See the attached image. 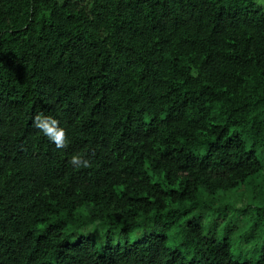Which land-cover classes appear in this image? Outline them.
Masks as SVG:
<instances>
[{
	"label": "trees",
	"instance_id": "trees-1",
	"mask_svg": "<svg viewBox=\"0 0 264 264\" xmlns=\"http://www.w3.org/2000/svg\"><path fill=\"white\" fill-rule=\"evenodd\" d=\"M0 264H264V5L0 0Z\"/></svg>",
	"mask_w": 264,
	"mask_h": 264
},
{
	"label": "rangeland",
	"instance_id": "rangeland-1",
	"mask_svg": "<svg viewBox=\"0 0 264 264\" xmlns=\"http://www.w3.org/2000/svg\"><path fill=\"white\" fill-rule=\"evenodd\" d=\"M257 3L263 4L264 5V0H256ZM238 195H232V193H229L230 197L228 198L230 202L233 203L231 207H241L246 205L245 202L247 200L246 195L240 190L237 191ZM239 194L241 195V197L239 196ZM219 196H221V194H216L215 195V199L218 201ZM228 196V195H226ZM222 198V197H221ZM224 199V197L222 198V200ZM229 204V203H228ZM191 217L194 216L195 218H201L202 220V225L204 228H206L205 230L208 231L210 228H212L210 225H212L214 222H216V226L213 227V231L217 233V237L221 238L223 236L222 232L223 229L225 228V225L227 224V222H229V220L227 219V216H222L219 218V215H217V213L215 212H211V209H203V208H198L195 209V211H193L190 215ZM230 219V218H229ZM231 221H235L233 219H230ZM230 226L232 225V222H229ZM210 226V227H209ZM119 241V243H122V239L121 240H117V242ZM230 242H231V249H232V254L234 257H236L238 254L242 253L244 255H246L248 258L253 259V253L250 252V249L253 246V242H249L246 243L244 241H242L241 238H238V232H235L232 236H230ZM262 243V240L259 241L258 246Z\"/></svg>",
	"mask_w": 264,
	"mask_h": 264
},
{
	"label": "clouds",
	"instance_id": "clouds-1",
	"mask_svg": "<svg viewBox=\"0 0 264 264\" xmlns=\"http://www.w3.org/2000/svg\"><path fill=\"white\" fill-rule=\"evenodd\" d=\"M36 126L45 136L55 142L57 147L64 146L65 141L63 139V130L58 127V122L55 119L52 117L37 116ZM79 159L78 156H74L72 162L76 163Z\"/></svg>",
	"mask_w": 264,
	"mask_h": 264
}]
</instances>
